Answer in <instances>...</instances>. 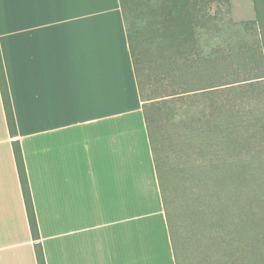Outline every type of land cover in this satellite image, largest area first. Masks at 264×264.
<instances>
[{
	"label": "crops",
	"instance_id": "1",
	"mask_svg": "<svg viewBox=\"0 0 264 264\" xmlns=\"http://www.w3.org/2000/svg\"><path fill=\"white\" fill-rule=\"evenodd\" d=\"M207 3L208 41L243 49L225 20L255 0ZM0 49L46 264H177L120 0H0ZM12 142L0 91V264H38Z\"/></svg>",
	"mask_w": 264,
	"mask_h": 264
},
{
	"label": "rangeland",
	"instance_id": "2",
	"mask_svg": "<svg viewBox=\"0 0 264 264\" xmlns=\"http://www.w3.org/2000/svg\"><path fill=\"white\" fill-rule=\"evenodd\" d=\"M130 5L145 94L151 98L147 104L159 117L158 179L168 194L176 262L231 264L238 246L229 234L234 226L225 222L223 228L216 216L222 206L237 213L248 188L245 180L264 159V77L244 68L249 62L256 65L261 52L243 51L262 46L264 28L245 22L235 10L233 19L225 20V38L237 40L243 49L221 50L216 60L212 48L221 37L208 41L207 0H199L197 49L176 42L177 24L171 23L167 32L165 11L156 2L149 9L147 0H131ZM219 60L222 65L214 66ZM227 82L233 83L221 85ZM241 162L249 165L246 173L231 169L230 163ZM257 173L264 181V165Z\"/></svg>",
	"mask_w": 264,
	"mask_h": 264
},
{
	"label": "trees",
	"instance_id": "3",
	"mask_svg": "<svg viewBox=\"0 0 264 264\" xmlns=\"http://www.w3.org/2000/svg\"><path fill=\"white\" fill-rule=\"evenodd\" d=\"M152 1L156 2V4H158L157 6L161 7V10L163 9V11H165V15H163V17L165 18V23H166L165 28L167 32L169 25L171 23L177 24L179 22L185 24V21L189 20L183 17L182 14L188 12L191 9L190 7L191 0H147V9H149V7L152 8ZM130 2L131 0H120V5L124 16L125 24L127 27L129 45H130L131 55L135 68L137 84L139 87L140 96L143 100V108L147 123V129L149 133L150 142L152 145L153 155L157 166V172L159 175L161 174L160 171L162 169L158 165V151L156 145L157 131H158L157 124L159 122V117H157L158 115L156 112L154 113L152 112V110L149 109L147 104V101L151 98H149L145 94L146 90L142 79L141 67L138 59L139 54L136 51V47L134 43V36L136 35V30L135 28H132L134 26V22L131 19ZM255 6H256L257 18L256 20L253 21V23H258L264 28V0L263 1L255 0ZM198 21L200 22L202 20L199 19ZM162 25L164 28V22L161 23V26ZM260 41L262 42L261 47L255 49L247 48L243 50L248 52L251 51L261 52L260 60L257 62L256 65H253L252 62L251 63L249 62L247 65L244 66L245 71L247 73L257 75L256 78L264 77V31L261 34ZM221 50L224 51L225 49H221L220 47H216L215 49H213L212 51H215V54H213L214 56L212 57H214L217 60V57L219 56L217 52H220ZM228 50H230V52H234L238 49L236 50L228 49ZM220 60L217 62L215 61L214 66L222 65L220 64L221 62ZM229 64L233 66V64L231 63ZM229 64L227 66H229ZM231 83L233 82H227L221 85H228ZM219 85H217V87H219ZM211 87L212 86H210V88ZM0 91L2 95L9 132L10 135L13 137V142H12L13 151H14L20 183L23 191L31 234L33 239L36 241L35 252L37 256V261L38 264H46L43 247L41 242L39 241L40 239L39 226H38L35 207L31 195V189L29 185L23 151H22L21 143L18 138V129L15 121V114L11 101V95L7 82V76L4 68L1 49H0ZM263 165H264V159L258 160V164L256 165L258 167L257 171H260V169L263 168ZM248 166L243 162L235 165L230 163L231 169L233 171H238L240 173L243 172L246 173L249 170ZM257 171L251 174V176L248 177L247 179L245 178L246 183H248V188H246L247 190L246 193H244L245 195L243 194L244 197L243 204L239 203V201L237 202V206L239 209L237 213L236 214H234V212L228 213L227 212L228 210L224 211V207L222 206L221 208L223 212L218 216H216L217 220H219V222L222 223L221 225L223 226V228H226L225 222H227L228 227H231V225L234 226L233 230H231V228L229 229V234L233 235L235 239L234 242L238 244V246L236 251L237 256L235 255V259L234 258H233L234 260L232 259L233 263L231 264H264V181L263 179H261ZM159 180H160L161 195L164 204L165 214L169 224L170 219H169V210H168L169 200L167 198L168 194L165 186L161 182L162 180L160 179V176H159ZM169 230H170L171 238L173 240V234L170 224H169Z\"/></svg>",
	"mask_w": 264,
	"mask_h": 264
}]
</instances>
